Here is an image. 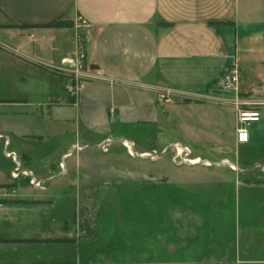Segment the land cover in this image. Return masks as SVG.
<instances>
[{
	"label": "crops",
	"instance_id": "obj_1",
	"mask_svg": "<svg viewBox=\"0 0 264 264\" xmlns=\"http://www.w3.org/2000/svg\"><path fill=\"white\" fill-rule=\"evenodd\" d=\"M78 18L88 23L83 31L76 29ZM55 23L70 26L48 27ZM79 32L89 64L105 79L90 82L75 96L71 74L60 69L72 67ZM234 63L242 77L239 93L249 95L262 112L261 121L251 125L248 144H264V0H0V140L12 147V137L44 144L74 135L104 143L114 133L156 125L175 111L212 114L220 122L222 109H228L237 117L234 106L208 99ZM11 66L33 75L34 86L28 93L5 95L6 72ZM23 75L26 83L28 78ZM161 92L169 102L160 98ZM11 120L32 124L13 128ZM236 142L243 145L238 143L237 131ZM24 147L18 143L15 147L32 174L24 181L32 178L41 186L18 185L10 178L0 181L7 188L0 189V200L5 201L0 203V264H83L84 236L78 210L73 227L67 220L65 229L39 228L54 221L49 212L63 193L66 180L60 179L71 178L72 169L68 171L65 165L58 177L49 167L36 169ZM63 148L59 152L62 159L72 158L70 149ZM225 165L238 170L228 159H221L216 167ZM246 172L255 175L244 169L241 176ZM255 183L264 187L261 179L238 181L239 187H254ZM70 190L61 197H71ZM35 191L51 196L33 197ZM9 192L23 194L14 197ZM74 197L82 202L81 193ZM63 202L78 205L72 197ZM74 248L76 261H43L46 249L64 253ZM171 252L183 250L179 247ZM143 254L141 251L140 258ZM221 261L231 262L226 257ZM240 263L264 264V260ZM100 264L114 263L105 259ZM164 264L215 263L204 255L197 261L178 258Z\"/></svg>",
	"mask_w": 264,
	"mask_h": 264
},
{
	"label": "rangeland",
	"instance_id": "obj_2",
	"mask_svg": "<svg viewBox=\"0 0 264 264\" xmlns=\"http://www.w3.org/2000/svg\"><path fill=\"white\" fill-rule=\"evenodd\" d=\"M6 73L8 82L4 91L9 97L28 93L34 86L29 71L11 66ZM23 74L28 78L26 83ZM214 91L217 94V89ZM222 111L220 122L212 114L175 111L156 125L125 129L123 136L114 133L104 143L74 135L49 139L44 144L12 137L14 146L9 147L3 139L0 140V181L10 178L18 185L31 184L24 181L30 177L22 173L16 180L11 176L16 164L7 154L12 151L22 163V170L28 172V163L22 161V153L15 148L17 143L26 146L24 150L28 149L32 167L36 169L49 167L54 177L62 173L61 165H66L68 171L72 169L69 175L72 180L68 176L60 179V182L66 180L62 194L67 191L69 194L71 184L73 201L74 195L81 193L82 202L76 200V208L73 203L63 202L70 195L62 198L59 194L56 206L49 212L54 221L38 227L53 232L65 229L67 220L73 227L78 210L76 217L84 236L83 264H100L105 259L114 264H158L178 258L197 261L204 255L215 264H225L221 263L222 257L231 260L227 264L262 261L264 187L261 183L239 187L238 181L264 180V144L238 145L237 117L232 110ZM21 123L32 124L9 122L13 128ZM248 129L251 131V126ZM67 144L70 146L64 147ZM73 144L76 146L71 148ZM61 148L70 149L73 157L62 159ZM198 159L197 164L190 163ZM221 159H228L238 170L231 171L226 165L216 167ZM244 169L255 175L246 172L245 177L241 176ZM9 193L14 197L23 194ZM32 196L51 195L35 191ZM179 247L183 252H171ZM76 254V248L64 253L46 249L43 261L67 263L76 261Z\"/></svg>",
	"mask_w": 264,
	"mask_h": 264
},
{
	"label": "built area",
	"instance_id": "obj_3",
	"mask_svg": "<svg viewBox=\"0 0 264 264\" xmlns=\"http://www.w3.org/2000/svg\"><path fill=\"white\" fill-rule=\"evenodd\" d=\"M88 26V23L83 18H78L76 29L77 30H85ZM78 40V53L76 59L73 60L70 64L72 67L69 69H60L63 71H67L72 76L73 86L72 92L75 95L80 94V92L93 81L104 80L105 78L99 74V71L93 68L87 59L86 53V45L84 38L81 36L80 32L77 34ZM241 73L240 68L237 63L231 65L227 71L223 74L220 83L217 84L214 88H212L210 94H208L210 100L229 104L235 107L237 113V140L239 144H248L250 142V131L248 129L249 126L259 123L262 119V112L259 108H255L256 104L255 100H253L248 95H242L238 91V85L241 82ZM214 89H217V94ZM160 98L169 102V100L165 97V94H161ZM2 139V137H0ZM8 146L9 142H5ZM8 157L12 158L16 164L14 171L11 173L13 179H18L20 173L22 175H26L27 177H32L30 172H25L22 170V163L19 161L17 154L15 152H10L7 154ZM62 171H64V166L61 165ZM31 184L35 187H40L41 182H38L34 179L31 180Z\"/></svg>",
	"mask_w": 264,
	"mask_h": 264
},
{
	"label": "trees",
	"instance_id": "obj_4",
	"mask_svg": "<svg viewBox=\"0 0 264 264\" xmlns=\"http://www.w3.org/2000/svg\"><path fill=\"white\" fill-rule=\"evenodd\" d=\"M70 25L69 24H60V23H55V24H51L49 25L48 27H69ZM4 186H0V188H2ZM42 242V241H41ZM44 242H47V241H44ZM53 242H64L63 240H54Z\"/></svg>",
	"mask_w": 264,
	"mask_h": 264
},
{
	"label": "bare ground",
	"instance_id": "obj_5",
	"mask_svg": "<svg viewBox=\"0 0 264 264\" xmlns=\"http://www.w3.org/2000/svg\"><path fill=\"white\" fill-rule=\"evenodd\" d=\"M124 144H125V146H128V144L126 142ZM197 161H199V159L198 160H195V161H191L190 163L197 164L198 163Z\"/></svg>",
	"mask_w": 264,
	"mask_h": 264
},
{
	"label": "water",
	"instance_id": "obj_6",
	"mask_svg": "<svg viewBox=\"0 0 264 264\" xmlns=\"http://www.w3.org/2000/svg\"><path fill=\"white\" fill-rule=\"evenodd\" d=\"M142 157H144V156H142Z\"/></svg>",
	"mask_w": 264,
	"mask_h": 264
}]
</instances>
